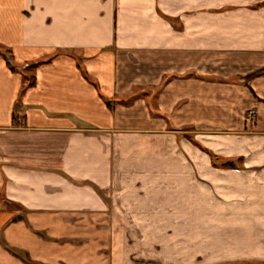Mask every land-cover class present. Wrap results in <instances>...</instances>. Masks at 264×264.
Returning a JSON list of instances; mask_svg holds the SVG:
<instances>
[{
  "label": "crops",
  "instance_id": "crops-1",
  "mask_svg": "<svg viewBox=\"0 0 264 264\" xmlns=\"http://www.w3.org/2000/svg\"><path fill=\"white\" fill-rule=\"evenodd\" d=\"M0 52V264H264V0H0Z\"/></svg>",
  "mask_w": 264,
  "mask_h": 264
},
{
  "label": "trees",
  "instance_id": "trees-1",
  "mask_svg": "<svg viewBox=\"0 0 264 264\" xmlns=\"http://www.w3.org/2000/svg\"><path fill=\"white\" fill-rule=\"evenodd\" d=\"M0 53H2V52H0ZM3 54L7 57L8 63L11 64V60H10V56H9L8 51H3ZM48 61H49V59H46V60H43V61H38V62H35V63L30 64V67H36V66H38L40 64H43L45 62H48ZM30 85L31 84H29V86Z\"/></svg>",
  "mask_w": 264,
  "mask_h": 264
},
{
  "label": "built area",
  "instance_id": "built-area-1",
  "mask_svg": "<svg viewBox=\"0 0 264 264\" xmlns=\"http://www.w3.org/2000/svg\"><path fill=\"white\" fill-rule=\"evenodd\" d=\"M249 115H250V117H252L253 116V113L251 112V113H249Z\"/></svg>",
  "mask_w": 264,
  "mask_h": 264
}]
</instances>
